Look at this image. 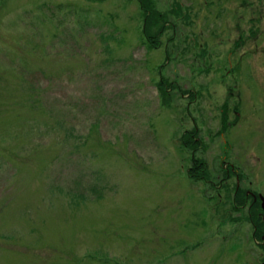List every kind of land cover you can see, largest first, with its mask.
I'll return each instance as SVG.
<instances>
[{
  "label": "rangeland",
  "instance_id": "obj_1",
  "mask_svg": "<svg viewBox=\"0 0 264 264\" xmlns=\"http://www.w3.org/2000/svg\"><path fill=\"white\" fill-rule=\"evenodd\" d=\"M150 6L0 0V264H264V0Z\"/></svg>",
  "mask_w": 264,
  "mask_h": 264
},
{
  "label": "trees",
  "instance_id": "obj_2",
  "mask_svg": "<svg viewBox=\"0 0 264 264\" xmlns=\"http://www.w3.org/2000/svg\"><path fill=\"white\" fill-rule=\"evenodd\" d=\"M139 2H140V6H141V9L145 12V18H144V27H143V33L146 35V37H147V39L149 40V37H158V35H160L161 33V30H159L156 34H152L151 36L148 34V29H150L149 27H152V25H150L151 24V20H150V15L152 14V13H158L159 15V17L161 18V19H163L164 20V16L163 15H165V13H160V12H158V11H155L154 9H153V7H151L150 6V4H151V0H138ZM173 11V9L172 10H170V12H172ZM151 34V33H150ZM149 43H150V41H148Z\"/></svg>",
  "mask_w": 264,
  "mask_h": 264
},
{
  "label": "flooded vegetation",
  "instance_id": "obj_3",
  "mask_svg": "<svg viewBox=\"0 0 264 264\" xmlns=\"http://www.w3.org/2000/svg\"><path fill=\"white\" fill-rule=\"evenodd\" d=\"M241 36L242 35L240 34V37H238V40L241 38ZM221 112H222V110H221ZM219 118H220V125H221L223 116L220 113V111H219ZM193 130H196V127L193 128ZM195 140L198 141L199 144H201V139L200 138H197ZM240 178H241L240 174L237 173V175H236L237 184H238V181L240 180ZM238 191H240V190L238 188H236L235 189V194ZM246 197L251 198V200L253 201V203L256 204V206L254 207V208H256L257 207V201L259 200L258 196H255V198H253V196L251 194L247 193L246 194ZM240 207H242V206H240ZM260 217H263V220H264V212H258L255 215V219H256V224H255L256 227L254 228L255 230H258V226H260V222H261ZM255 241L259 245L258 247H262L263 246L262 248L264 249V234H261V238H257L256 237Z\"/></svg>",
  "mask_w": 264,
  "mask_h": 264
}]
</instances>
